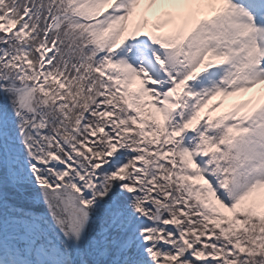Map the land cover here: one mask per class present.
I'll return each mask as SVG.
<instances>
[{"label": "snow or ice", "instance_id": "6c2138e0", "mask_svg": "<svg viewBox=\"0 0 264 264\" xmlns=\"http://www.w3.org/2000/svg\"><path fill=\"white\" fill-rule=\"evenodd\" d=\"M0 264H264V0H0Z\"/></svg>", "mask_w": 264, "mask_h": 264}]
</instances>
